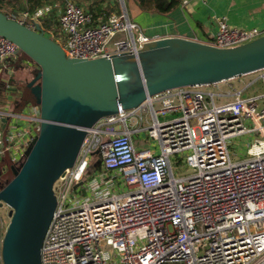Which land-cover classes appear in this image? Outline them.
Here are the masks:
<instances>
[{"label":"built area","instance_id":"2783aa9c","mask_svg":"<svg viewBox=\"0 0 264 264\" xmlns=\"http://www.w3.org/2000/svg\"><path fill=\"white\" fill-rule=\"evenodd\" d=\"M62 1L56 25L41 28L69 58L137 54L155 39L131 20L126 0H106L108 9L97 14L77 0ZM50 10L39 7L12 17L35 28ZM262 35L258 28L221 20L217 33L201 42L232 48ZM19 52L0 35V60ZM258 72L264 80V69ZM233 79L152 96L143 106L152 116L147 137L127 126L125 111L91 130L75 165L54 185L58 205L42 264H264V108L258 111L255 97L244 98L229 86ZM220 84L229 89L214 91ZM229 96L233 99L216 100ZM31 111L17 117L0 111V176L9 168L3 160L18 164L39 131L40 105ZM11 116L3 128V118ZM117 123L125 128L114 129ZM133 134L149 137L159 152L137 148ZM245 135L246 158L233 161L231 146ZM97 150L99 159L93 155ZM180 163L194 172L177 176ZM88 175L93 179L87 183ZM83 186L90 194L77 196Z\"/></svg>","mask_w":264,"mask_h":264},{"label":"water","instance_id":"95a60500","mask_svg":"<svg viewBox=\"0 0 264 264\" xmlns=\"http://www.w3.org/2000/svg\"><path fill=\"white\" fill-rule=\"evenodd\" d=\"M0 35L39 67L34 83L41 115L38 133L20 162L10 166L12 179L0 188V207L8 206L10 217L1 241L2 264H42L44 238L58 205L54 185L106 117L138 111L170 89L264 69V35L232 48L168 36L145 43L137 54L69 58L39 24L30 28L1 10ZM8 119L3 118V128Z\"/></svg>","mask_w":264,"mask_h":264},{"label":"crops","instance_id":"0c3cea01","mask_svg":"<svg viewBox=\"0 0 264 264\" xmlns=\"http://www.w3.org/2000/svg\"><path fill=\"white\" fill-rule=\"evenodd\" d=\"M77 1L95 14L108 9V6L104 7L106 0ZM45 6H51V10L39 20V23L44 29H50L58 21L60 11L63 8L62 0H0V10L11 16L20 14L23 11L35 12L39 7ZM137 7L140 8V13L146 17L147 23H150V17L152 16H147L142 11L141 6ZM155 16L170 19L171 23L168 24L169 32L167 34L154 35V38L181 36L206 41L217 33L219 21L221 20L226 21L233 27L243 29L258 28L264 32V0H182V3L171 11L167 13L159 12ZM37 70V66L21 51L12 57L0 60V95L6 99L5 105L0 106V111L15 114L14 117L28 116L32 113V111L31 113L27 112V106L30 105L32 107V105L38 104L36 102L38 93L34 83ZM247 75L240 76L239 82H244L242 77ZM258 75L257 78L260 77V73ZM224 86L227 87V90L229 89L227 84H224ZM229 86L238 90L232 84H229ZM216 89L222 90L220 86ZM143 109L148 108L144 107ZM139 111L127 114L126 124L131 130L140 129L144 133L150 121H148L146 128L143 123H139V118L142 116L139 115ZM14 117L12 118L11 116L8 119L10 120L9 122ZM126 124L122 123L121 127L118 125L115 128L112 126V128L117 129L119 127V131H121ZM136 137L142 139L139 134H136ZM139 148L151 149L155 153L159 152V147L153 146L152 143L141 145ZM2 170L0 168V173Z\"/></svg>","mask_w":264,"mask_h":264},{"label":"rangeland","instance_id":"374dc122","mask_svg":"<svg viewBox=\"0 0 264 264\" xmlns=\"http://www.w3.org/2000/svg\"><path fill=\"white\" fill-rule=\"evenodd\" d=\"M137 2L138 1H136V0H126V5L128 8V12H129V16H130L131 20L136 22L139 25V27L141 28V30H143L147 35H149L151 37H153L154 35L161 36V35L167 34L169 32L168 24L171 23L170 19H165V18H162L159 16H155V14L159 13V12H156L153 10H147V9L141 7L142 11H144L147 16H152V17H150V23H147L146 17L144 15H142V13H140L141 10L139 7H137V6H139L138 4H136ZM163 16H166V15H163ZM21 52L23 54H25L23 51H21ZM32 63L34 65H36L33 61H32ZM37 69H39L38 66H37ZM258 74H259V72H255V73H251L250 75L242 77L244 82H239L238 77L233 79L230 82L233 83L232 85L235 88H237L239 91H241L242 97H244V98L255 97L258 101V104H259L258 111H261L264 108V80H262L261 78H257L259 76ZM253 80H255V81L252 82ZM250 82H252V83L247 85ZM220 89L226 91L227 87H225L224 84H220ZM213 90L219 91L216 88H213ZM232 99H233V97H217L216 100L218 102L219 101L221 102V101H227V100H232ZM5 103H6L5 97L0 95V106L5 105ZM156 106H159V104L157 103ZM27 112L31 113V106L30 105L27 106ZM139 115H142L144 117L143 124L146 128L148 121L151 122V120H152L150 108H148V109L142 108L139 111ZM174 116H179V114H175ZM164 119H166V118L161 117V120H164ZM262 123L264 124V120H262ZM249 124H250L249 126H252V123H249ZM118 125H120V124L117 123L116 126H118ZM111 128L112 127H110V129ZM144 134L146 135V137L148 136L147 130L144 131ZM255 134H257L256 131H255ZM133 136H134V142H135V145L137 148L141 145H144V144L147 145V144L151 143V139L149 137H148V140H143V139H138L136 137V134H133ZM247 139H248V137H247V135H245L244 137L239 138L237 141H235L232 144V146H231V152H232L231 158L233 161L243 160L246 158V155H247L246 151L248 149ZM100 157H101L100 155L94 156L95 159H99ZM95 171H96V169L94 168L92 173H94ZM174 172L177 176L189 175V174H192L194 172V169L187 166V165H183L182 163H180L179 167H176V164H175ZM86 179H87V183L90 182V180L93 179V175H88ZM59 183H60V181H59ZM116 186L118 187L119 185L116 184ZM76 193H77V196H82V197H86L90 194L87 187H84V186L81 188H77ZM8 213H9V207L8 206L0 207V219H1L4 231L6 230V227L10 221V217H9ZM4 231H3V233H4ZM0 261H1V246H0Z\"/></svg>","mask_w":264,"mask_h":264},{"label":"trees","instance_id":"16d2710c","mask_svg":"<svg viewBox=\"0 0 264 264\" xmlns=\"http://www.w3.org/2000/svg\"><path fill=\"white\" fill-rule=\"evenodd\" d=\"M139 6L147 9V10H154L161 13H167L171 11L176 6L180 5L182 3V0H136ZM40 73V69L37 70V74ZM37 103H39L38 100H36ZM3 166H11V162L8 160V158H5L3 162ZM13 177V173H3L0 176V188H3ZM3 231L4 228L2 226V222L0 219V246L1 241L3 238Z\"/></svg>","mask_w":264,"mask_h":264},{"label":"flooded vegetation","instance_id":"af4514ba","mask_svg":"<svg viewBox=\"0 0 264 264\" xmlns=\"http://www.w3.org/2000/svg\"><path fill=\"white\" fill-rule=\"evenodd\" d=\"M6 172H7V173H12V171H11L10 167H9V168H7ZM6 172H5V173H6Z\"/></svg>","mask_w":264,"mask_h":264}]
</instances>
